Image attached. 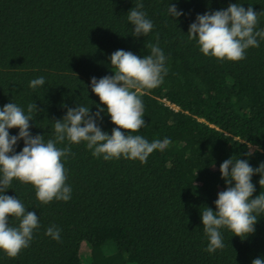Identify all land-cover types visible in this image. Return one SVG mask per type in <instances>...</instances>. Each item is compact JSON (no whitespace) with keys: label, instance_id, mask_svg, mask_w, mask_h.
I'll return each mask as SVG.
<instances>
[{"label":"trees","instance_id":"1","mask_svg":"<svg viewBox=\"0 0 264 264\" xmlns=\"http://www.w3.org/2000/svg\"><path fill=\"white\" fill-rule=\"evenodd\" d=\"M138 2L154 27L136 38L126 15ZM236 2L260 13L264 29V0H171L184 13L178 20L167 13L170 0H0V107L36 104L33 136L52 138L53 122L77 104L95 113L90 81L114 75L109 56L123 49L144 57L158 42L167 73L139 93L146 126L136 134L171 141L143 163L104 161L84 143L71 145L68 202L42 204L31 185L14 180L5 194L35 211L40 227L15 258L0 253V264H252L264 257V214L245 239L222 230L225 246L211 255L200 219L226 189L225 160L248 158L253 169L264 163V41L229 62L204 56L187 36L197 15ZM40 76L45 85L33 90L29 83ZM98 125L109 134L115 127L104 114ZM259 180L252 177L253 198L264 192ZM50 226L60 229L59 241L45 235Z\"/></svg>","mask_w":264,"mask_h":264},{"label":"clouds","instance_id":"2","mask_svg":"<svg viewBox=\"0 0 264 264\" xmlns=\"http://www.w3.org/2000/svg\"><path fill=\"white\" fill-rule=\"evenodd\" d=\"M142 9L143 4L138 2L126 15L136 38L146 37L154 27ZM167 13L173 20L184 15L171 0ZM259 15L250 6L245 9L238 2L229 4L227 8L197 15L187 36L204 56L237 62L245 58L248 49L258 48L264 41V29L257 28ZM108 59L114 75L92 77L90 81L91 92L99 98L97 111L92 113L91 107L82 104L68 108L62 119L53 122L52 138L30 132L36 104H29L27 111L14 102L0 107V253L8 258H15L29 247L40 227L35 211L26 209L16 196L5 194L14 180L31 185L42 204L53 200L68 202L72 188L66 183L64 161L71 154V145L84 143L94 157L104 161L123 158L143 163L154 151L171 143L169 138L149 141L136 134L146 126L139 93L158 87L167 73L166 56L158 42L150 46V54L144 57L118 49ZM44 85L43 76L29 83L33 90ZM102 114L115 125L111 134L98 125ZM11 129H18V135H10ZM21 140L24 146L17 152ZM252 147L249 144L247 157L253 154ZM219 171L226 189L217 194L215 211L206 206L200 211L208 240L204 250L209 255L224 248L222 230L245 239L255 232L257 217L264 214V192L253 198L256 189L252 183V177L259 175V184L264 185V163L253 169L248 158H229ZM10 218L18 223L10 224ZM45 235L56 241L61 238L60 229L55 226L48 227ZM252 264H264V257L254 259Z\"/></svg>","mask_w":264,"mask_h":264},{"label":"rangeland","instance_id":"3","mask_svg":"<svg viewBox=\"0 0 264 264\" xmlns=\"http://www.w3.org/2000/svg\"><path fill=\"white\" fill-rule=\"evenodd\" d=\"M88 251V247L86 246V244H83L82 246H81V253H86Z\"/></svg>","mask_w":264,"mask_h":264},{"label":"built area","instance_id":"4","mask_svg":"<svg viewBox=\"0 0 264 264\" xmlns=\"http://www.w3.org/2000/svg\"><path fill=\"white\" fill-rule=\"evenodd\" d=\"M170 107H172V106H170ZM173 108V107H172Z\"/></svg>","mask_w":264,"mask_h":264}]
</instances>
